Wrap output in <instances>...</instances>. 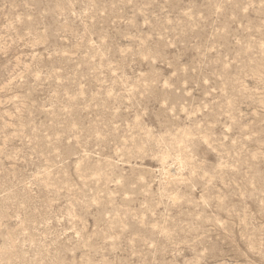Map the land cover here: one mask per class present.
<instances>
[{"label": "rangeland", "instance_id": "rangeland-1", "mask_svg": "<svg viewBox=\"0 0 264 264\" xmlns=\"http://www.w3.org/2000/svg\"><path fill=\"white\" fill-rule=\"evenodd\" d=\"M0 264H264V0H0Z\"/></svg>", "mask_w": 264, "mask_h": 264}]
</instances>
